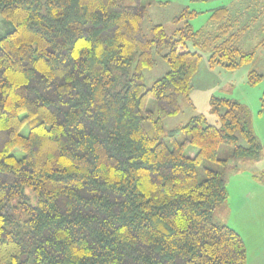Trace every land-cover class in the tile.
Segmentation results:
<instances>
[{
	"label": "trees",
	"instance_id": "obj_1",
	"mask_svg": "<svg viewBox=\"0 0 264 264\" xmlns=\"http://www.w3.org/2000/svg\"><path fill=\"white\" fill-rule=\"evenodd\" d=\"M146 11L141 0H0L14 25L0 37V264H247L241 234L214 222L225 172L205 167L201 180L198 169L261 157L250 108L213 96L219 126L201 115L167 132L163 119L192 90L202 54L189 41L227 69L257 47L243 48L246 27L226 6L208 28L186 20L169 35L157 24L152 37ZM155 50L169 70L147 88ZM224 144L234 150L219 158Z\"/></svg>",
	"mask_w": 264,
	"mask_h": 264
},
{
	"label": "rangeland",
	"instance_id": "obj_2",
	"mask_svg": "<svg viewBox=\"0 0 264 264\" xmlns=\"http://www.w3.org/2000/svg\"><path fill=\"white\" fill-rule=\"evenodd\" d=\"M233 1L234 0H141L147 10L143 21V28L149 37H152V27L157 24L163 25L166 33L169 35L174 34L178 29L184 27L186 20L192 24L194 30L208 28L211 26L210 16L213 9L222 5L231 6ZM236 1L244 3V0H235V2ZM249 1L253 3L255 0ZM251 3L250 6H252V13H254L255 11L253 12V5ZM236 5H233L232 7L234 8ZM186 7L190 11H196L197 14L192 18L188 17L187 19L175 21V18L180 16ZM242 8L243 13L246 14L247 18L239 21L238 25L241 27L249 19L248 13L245 12V4L242 5ZM262 23L263 19H261L260 16L257 17L256 21L253 23V28L256 29ZM13 28L14 25L6 20V18L0 13V37L13 30ZM261 38H263L261 35H253L251 31H248L247 34L243 36V40L241 41L242 46L245 49L257 47L256 57L253 62L244 64L236 69H227L221 65L211 67L209 63L211 53L209 51L200 50L194 46L193 42L189 41V50L200 52L202 54V60L198 71L192 78V90L189 94V99L181 97V111L176 115L163 119V125L166 131L176 130L187 124L192 117L201 115L205 117L206 123L219 126V114L212 111L213 96L235 99L246 104L252 112V126L263 146L261 156L264 158V110H262L261 103V98L264 95V79L256 84H251L248 80L249 73L252 70L264 73V60H261V58L264 57V48L257 46ZM164 52H166V50H164L163 53ZM162 54L157 53L155 50V65L143 71V80L147 88H150L156 80L163 77L169 70L168 62ZM29 131L30 123H27L24 125L21 132L24 135H28ZM186 137L188 136L184 131L178 134V140L180 141L184 140ZM245 143L246 141L241 139L240 144ZM233 150L234 146L232 145H222L218 154L219 158L228 156ZM13 153L19 157L23 156V152L20 149H15ZM235 161L232 163H236ZM205 167L224 171L227 182H230V173L226 171L224 166L220 162L209 160L205 161V163L198 169L199 178L201 180L206 176ZM245 171L247 172V170ZM231 172L233 171L231 170ZM236 172L240 173L241 169ZM240 177L241 175L237 178L240 179ZM261 178L264 181V177L261 176ZM242 202L244 206L248 204L247 199L242 200ZM241 208L242 207H239L238 209ZM234 214L230 215L229 209L226 210L225 206H220L215 210L214 222L220 225H225L229 220L232 225L237 228H242V222H239L236 214ZM246 244V247L248 248L247 253L251 252L252 248L253 251H259L260 248L264 251V247H262L263 243L256 244L248 241Z\"/></svg>",
	"mask_w": 264,
	"mask_h": 264
},
{
	"label": "crops",
	"instance_id": "obj_3",
	"mask_svg": "<svg viewBox=\"0 0 264 264\" xmlns=\"http://www.w3.org/2000/svg\"><path fill=\"white\" fill-rule=\"evenodd\" d=\"M250 3L249 0H244V3L239 1L235 2L234 0L231 6H222H226L230 9L232 18L237 21L235 23L237 28L246 27L245 34L251 31L253 35H261L264 37V0H255L251 3L253 5V12H258L256 13L257 15H252V6H250ZM244 4L245 12L248 13L249 19L241 27L238 25L239 21L247 18L246 14L243 13L242 5ZM254 4H260V9H257ZM233 5L236 6L233 8ZM259 16L263 19V23L255 29L253 28V23ZM261 60H264V57H262ZM234 161L236 163H232ZM229 169L230 182H227L229 197L224 206L226 210L229 209L230 215L236 214L237 220L242 222V228H237L232 225L229 220L227 224L241 234L245 243L248 241L256 244L263 243L262 247H264V181L261 178V176L264 177V158L261 156L256 160L233 159L229 165ZM239 169H241V172H236ZM231 170L233 172H231ZM245 170H247V172ZM240 175V179L237 178ZM245 199L248 200V204L244 206L242 200ZM239 207L242 208L238 209ZM247 264H264V251H262L261 248L259 251H253L252 248V251L248 253Z\"/></svg>",
	"mask_w": 264,
	"mask_h": 264
}]
</instances>
